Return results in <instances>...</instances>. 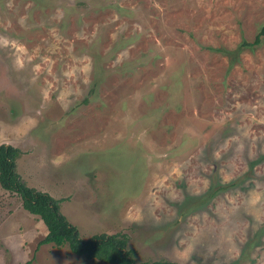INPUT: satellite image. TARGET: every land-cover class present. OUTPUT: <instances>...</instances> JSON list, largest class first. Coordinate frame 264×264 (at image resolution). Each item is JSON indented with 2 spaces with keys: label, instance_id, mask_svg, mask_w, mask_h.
Wrapping results in <instances>:
<instances>
[{
  "label": "rangeland",
  "instance_id": "rangeland-1",
  "mask_svg": "<svg viewBox=\"0 0 264 264\" xmlns=\"http://www.w3.org/2000/svg\"><path fill=\"white\" fill-rule=\"evenodd\" d=\"M263 24L264 0H0V146L82 240L264 264ZM45 236L0 187V264H105Z\"/></svg>",
  "mask_w": 264,
  "mask_h": 264
},
{
  "label": "trees",
  "instance_id": "trees-1",
  "mask_svg": "<svg viewBox=\"0 0 264 264\" xmlns=\"http://www.w3.org/2000/svg\"><path fill=\"white\" fill-rule=\"evenodd\" d=\"M264 37V24L255 36L252 45H258ZM242 46L249 45L243 43ZM87 99L83 100L86 103ZM19 153L11 146H0V187L16 194L22 209L39 219L46 228V236L38 246L51 245L55 248L67 246L69 252L78 257L97 260L105 264H136L134 253L126 248V238L117 235L93 236L87 240L79 238L77 229L61 214L57 202L46 193L29 188L15 171V160ZM142 264H175L154 262Z\"/></svg>",
  "mask_w": 264,
  "mask_h": 264
}]
</instances>
